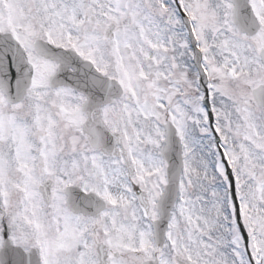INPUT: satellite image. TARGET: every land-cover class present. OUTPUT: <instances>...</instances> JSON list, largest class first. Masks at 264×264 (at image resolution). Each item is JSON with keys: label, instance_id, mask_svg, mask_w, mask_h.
Instances as JSON below:
<instances>
[{"label": "snow or ice", "instance_id": "snow-or-ice-1", "mask_svg": "<svg viewBox=\"0 0 264 264\" xmlns=\"http://www.w3.org/2000/svg\"><path fill=\"white\" fill-rule=\"evenodd\" d=\"M0 264H264V0H0Z\"/></svg>", "mask_w": 264, "mask_h": 264}]
</instances>
